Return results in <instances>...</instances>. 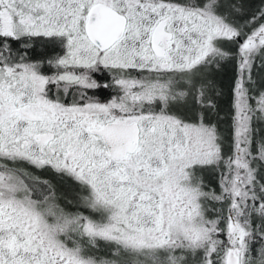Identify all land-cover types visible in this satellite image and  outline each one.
Wrapping results in <instances>:
<instances>
[{
  "label": "snow or ice",
  "instance_id": "obj_1",
  "mask_svg": "<svg viewBox=\"0 0 264 264\" xmlns=\"http://www.w3.org/2000/svg\"><path fill=\"white\" fill-rule=\"evenodd\" d=\"M0 264H264V0H0Z\"/></svg>",
  "mask_w": 264,
  "mask_h": 264
}]
</instances>
